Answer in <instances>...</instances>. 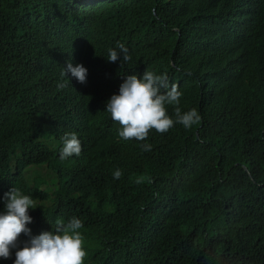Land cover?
<instances>
[{
    "label": "trees",
    "instance_id": "1",
    "mask_svg": "<svg viewBox=\"0 0 264 264\" xmlns=\"http://www.w3.org/2000/svg\"><path fill=\"white\" fill-rule=\"evenodd\" d=\"M118 42L127 63L106 59ZM145 70L200 123L120 139L105 102ZM65 132L82 151L62 160ZM38 165L55 187L27 180ZM12 186L40 205L32 235L83 222L84 264H264V0H0V197Z\"/></svg>",
    "mask_w": 264,
    "mask_h": 264
},
{
    "label": "clouds",
    "instance_id": "2",
    "mask_svg": "<svg viewBox=\"0 0 264 264\" xmlns=\"http://www.w3.org/2000/svg\"><path fill=\"white\" fill-rule=\"evenodd\" d=\"M107 61L115 63L121 59L127 63L131 54L123 43H117L115 48L107 50ZM68 74L79 83L86 84L88 70L83 64H73L69 61L62 68L61 76ZM191 75V73H186ZM69 81V80H68ZM67 84L60 82L57 88L63 89ZM183 93L177 83H170L167 73L157 74L145 70L142 75H126L119 85L118 93H113L105 102V110L110 118L119 124L118 136L122 140L145 141L151 130L166 133L175 124L191 129L198 125L201 116L196 108L182 111L180 100ZM172 106L173 116L169 115L168 107ZM143 151H151L152 145L141 144ZM82 151L81 141L75 132H65L61 137L60 159L73 155L79 156ZM114 179L123 175L121 169L113 172ZM151 183V177L143 175L135 183ZM4 210L0 212V258L10 259L15 250L13 264H84L87 252L84 247V237L81 229L83 222L77 217H71L55 222L51 231H42L32 235L27 227L32 222L29 209L40 206L29 195L12 186L0 197ZM23 233L28 239L18 240Z\"/></svg>",
    "mask_w": 264,
    "mask_h": 264
},
{
    "label": "rangeland",
    "instance_id": "3",
    "mask_svg": "<svg viewBox=\"0 0 264 264\" xmlns=\"http://www.w3.org/2000/svg\"><path fill=\"white\" fill-rule=\"evenodd\" d=\"M25 175L29 181H32L33 177L43 178L45 184L42 186H46L47 189H51L56 186V179L54 178L52 172L44 165L28 167L25 171Z\"/></svg>",
    "mask_w": 264,
    "mask_h": 264
},
{
    "label": "water",
    "instance_id": "4",
    "mask_svg": "<svg viewBox=\"0 0 264 264\" xmlns=\"http://www.w3.org/2000/svg\"><path fill=\"white\" fill-rule=\"evenodd\" d=\"M196 137L198 138V134H196ZM245 168V166H243Z\"/></svg>",
    "mask_w": 264,
    "mask_h": 264
}]
</instances>
